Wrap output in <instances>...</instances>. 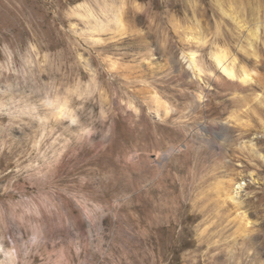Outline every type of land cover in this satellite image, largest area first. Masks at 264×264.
Instances as JSON below:
<instances>
[{"label": "rangeland", "instance_id": "obj_1", "mask_svg": "<svg viewBox=\"0 0 264 264\" xmlns=\"http://www.w3.org/2000/svg\"><path fill=\"white\" fill-rule=\"evenodd\" d=\"M94 2L0 0V264H264V0Z\"/></svg>", "mask_w": 264, "mask_h": 264}, {"label": "bare ground", "instance_id": "obj_2", "mask_svg": "<svg viewBox=\"0 0 264 264\" xmlns=\"http://www.w3.org/2000/svg\"><path fill=\"white\" fill-rule=\"evenodd\" d=\"M94 3H96V5H98L97 7H100V10L104 13V15H106V17L108 19L102 18L101 15H99V12L96 11L97 8L94 9V7L91 6V5H88L87 8H86V4H84V5L83 4H80L79 7L86 8V11H88V16L93 19L92 20L93 23H92V26H91V29L92 30H96V29L98 30V29L103 28V27L105 29V26H107L110 21H112V23L114 22V24L117 27H120L121 26V24H122L121 18H120V15L117 14L118 12L117 11L115 12V8L113 7L114 6L113 5V0H95ZM222 5L223 4L220 3L221 10L226 15H230L227 12V10H225L222 7ZM118 9L119 8H117V10ZM107 10L114 11L115 12L114 13V16H111L110 15L111 17L109 18V15L107 14ZM233 17H235V16H233ZM107 20H108V22H107ZM92 21H90V22H92ZM238 23H240V21H238ZM243 24H241L240 26L241 27L243 26V28H244V25ZM195 29H197V28H195ZM258 29L259 28H256L254 30H250L249 29L250 30V38H251L250 44L253 47L252 54L255 57H259V54L257 52V47H254V44H255L254 43L255 42L254 40L259 37V35H258L259 34ZM186 39L190 43V46H188L190 48L185 52V54L188 57L189 63L191 65V67L194 69V72L196 73V75L198 74L199 76H202V73H205L206 76H208V79L209 78H211V79L212 78H216L218 80V78L220 79V77H221L223 79V81H227V82H229L228 81L229 79H232V81H230V82H232L233 86L235 85L236 87H239V86L241 87L243 85L245 86V83L252 81V79L254 78L252 76V72L248 68H246V66H242L240 68V70H237V68H236V58H235L236 55L234 57L233 55L230 54V50H228L226 48H223V47H220V46L217 47L216 50H213V52L211 50V52H212L211 58L219 66V69L222 68L220 70H222L224 73L218 71L215 67H213L214 66L213 64L210 67L205 66V65H207V63H204L205 62V58L203 59V57H204L203 54L204 53L201 52V49H202V47H204L206 45L205 42L207 41L206 40L207 38L204 35H202V33H201L200 30L197 29V31L195 33L194 32L188 33L187 36H186ZM209 65H210V63H209ZM220 81H222V80L220 79ZM241 88H243V87H241ZM241 88H239V89H241ZM157 98L160 99L158 96H157ZM158 102L159 103L157 105H158V107H160V104H162V102L160 103V100ZM49 103H51V101H49ZM163 105H165V104H163ZM56 106H59V104L56 105ZM59 107L62 108L60 111H58L59 114L61 113L62 115L67 116L70 119H73V117H75L73 115L72 111H70L69 107H67V105L66 106H63V107L62 106H59ZM56 115H57V113H56ZM242 187H243V184L240 182L235 187H233L232 191L235 192V194L238 195L241 192ZM229 196H231V198L234 197L233 195H229ZM246 223H248V222H246Z\"/></svg>", "mask_w": 264, "mask_h": 264}]
</instances>
